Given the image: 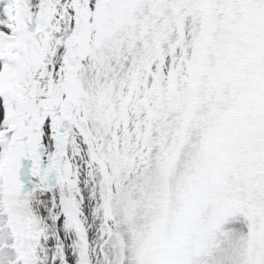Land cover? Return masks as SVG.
Wrapping results in <instances>:
<instances>
[{
    "label": "snow or ice",
    "instance_id": "1",
    "mask_svg": "<svg viewBox=\"0 0 264 264\" xmlns=\"http://www.w3.org/2000/svg\"><path fill=\"white\" fill-rule=\"evenodd\" d=\"M0 264H264V0H0Z\"/></svg>",
    "mask_w": 264,
    "mask_h": 264
}]
</instances>
